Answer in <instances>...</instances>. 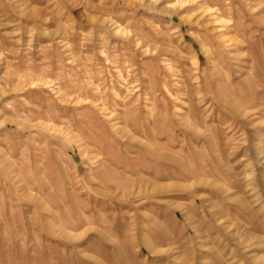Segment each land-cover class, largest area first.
Returning a JSON list of instances; mask_svg holds the SVG:
<instances>
[{"label": "rangeland", "instance_id": "rangeland-1", "mask_svg": "<svg viewBox=\"0 0 264 264\" xmlns=\"http://www.w3.org/2000/svg\"><path fill=\"white\" fill-rule=\"evenodd\" d=\"M0 264H264V0H0Z\"/></svg>", "mask_w": 264, "mask_h": 264}]
</instances>
